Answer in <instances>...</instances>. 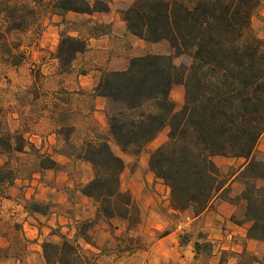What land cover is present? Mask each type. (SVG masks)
<instances>
[{"label": "trees", "instance_id": "trees-1", "mask_svg": "<svg viewBox=\"0 0 264 264\" xmlns=\"http://www.w3.org/2000/svg\"><path fill=\"white\" fill-rule=\"evenodd\" d=\"M263 5L264 0H135L118 10L128 34L148 44L167 42L169 52L134 57L125 69L102 72L93 94L108 100L107 134L76 144L73 127L58 130L63 143L54 152L91 166L93 177L80 192L96 205V221H119L128 232L140 223L135 197L122 189L126 161L111 141L125 156L137 159L169 128L167 140L150 153L148 167L170 190L172 209L199 216L217 201L228 202L240 212L232 222L247 226L248 239L264 242V157L256 154L264 135V39L253 25ZM43 10L61 17L55 58L67 73L87 49V41L72 34L76 29L70 28L73 22L67 15L107 13L111 8L109 0H0L6 33L37 25ZM176 86L183 87L179 109L172 97ZM2 128L0 121V154L34 157L29 178L60 168L24 133ZM218 157L243 164L225 172ZM21 175L20 165H11L10 159L0 165L1 197ZM234 181L242 184L236 195ZM56 205L35 198L22 203L28 214L47 218ZM92 226L80 225L77 238L96 247ZM59 237L42 243L45 264L96 263L98 255L64 234ZM195 253L197 260L213 253L202 233Z\"/></svg>", "mask_w": 264, "mask_h": 264}, {"label": "rangeland", "instance_id": "rangeland-1", "mask_svg": "<svg viewBox=\"0 0 264 264\" xmlns=\"http://www.w3.org/2000/svg\"><path fill=\"white\" fill-rule=\"evenodd\" d=\"M45 1L49 2L50 0ZM124 7L125 5L119 9ZM43 11L40 14V22L24 32L6 33L0 17V121L3 124L1 132L18 130L24 133L25 138L35 144L38 149L41 151L45 150L44 153L49 154V149L55 143V139L52 136L53 132L58 133V130L63 127H73L70 123H79L82 118L78 112V99L75 95L77 93L74 89L77 69L64 74L57 66L56 61L53 60L63 26H59L60 21H54L58 20V18H50L49 13ZM67 19L73 22L70 28L79 30L82 35L87 33V24L92 21L91 19H80L74 16H68ZM262 29L264 27H261ZM256 30L259 33V30ZM120 34V36L115 35L117 37L114 36V40H112L111 44H108L112 48L109 58L107 54H103L91 61L83 59L82 62H85L84 67L80 70L90 73L96 64L101 66V69H99L101 72L121 70L134 57L149 53L161 54L169 52L167 42L148 44L131 35ZM81 57L83 55H80ZM95 60H97V63L92 62ZM176 63L180 64L181 59H177ZM172 97L176 101L177 109L181 108L183 87L176 86L172 91ZM56 100L67 104L68 107L61 105L60 108H57L56 102L58 101ZM106 108L108 109V105ZM68 123L69 125H65ZM101 128L99 125L94 137L98 134L108 133V131ZM74 130L71 139L74 143L81 144L84 140L82 141V138L76 134L75 128ZM168 132L169 128H166L137 159L129 161V159L125 160L124 158L127 166L122 175L123 190L130 191L129 185L132 183V175L130 174L136 168H140L142 159L150 155L154 147L167 140ZM32 134L44 139L42 141H39V139L31 141ZM62 140L63 138L60 137L57 139V148L62 145ZM111 145L114 151L118 153V147L112 141ZM256 154L258 157H264V135L257 146ZM9 159L11 160V165H20L22 175L15 181L14 186L4 191L5 195L3 197L0 196V264H45L43 255L39 251L41 249L40 246L42 247V243L46 240L59 241V235L64 234L62 231L63 227L66 232L64 235L75 240L85 250L98 255L95 264H142L144 262V250L152 242L154 243L160 233L155 231L153 236L146 233V228L150 223L142 207V201L138 202L135 198L140 208V223L134 230L128 232L126 225L119 221L108 222L103 219L96 221L97 211L95 212L92 209L95 207L97 210L96 205L94 203L88 204L81 199L80 195L73 194L74 196L72 197H74L77 206L72 208V213L78 219L69 225H61L54 232V236H52L49 234L48 222H53L54 217L51 216L47 221L41 223L39 219L32 217L30 214L26 216L22 206L24 200L31 198L33 189H29L33 188L31 182L36 179L35 175L37 173L30 178L27 175L32 168L34 157L30 154H15L13 156L0 154V165ZM215 160L225 172H229L231 168H239L243 164L242 160L223 157H218ZM57 171H60V174L67 173L69 180L78 188H81L84 182L92 176L90 167L78 161L71 162L66 166L60 164V168ZM63 174L60 175L57 182L55 180L44 181L46 185L48 183L51 185L50 189L56 188L55 192L51 193L50 189L42 187L38 196L33 197V199L44 200L43 198H50L51 200H58L62 195L66 196V186L63 183L65 177ZM18 180L27 181L28 185L21 187L17 183ZM144 180H147V172H143L142 178H138L136 181L139 184L143 183ZM155 185L156 182L153 183L152 187L145 188L141 195L143 197H152L154 193L158 192L155 189ZM240 185L236 186L233 191L242 190ZM135 190H138L137 187ZM161 196L164 197V194L161 193ZM168 200L170 198L162 199V209L165 212L167 207H165L164 203ZM66 210V207L61 209L62 212H66ZM187 217L188 214L182 216L173 215L171 219L177 225L174 228H178L181 223L182 225L188 223ZM90 222H93L90 234L96 247H92L86 244L84 240L77 238L78 227L83 223ZM197 231V229L194 230L189 239H194ZM101 248L106 252V256L102 257L98 252ZM256 250L260 254L259 257L262 264H264V247H257ZM231 255L230 251L226 252L219 263L234 264ZM252 259L251 252H248L243 256L242 263L247 264ZM217 263L218 259L212 255L203 256L198 262H193V264Z\"/></svg>", "mask_w": 264, "mask_h": 264}, {"label": "crops", "instance_id": "crops-1", "mask_svg": "<svg viewBox=\"0 0 264 264\" xmlns=\"http://www.w3.org/2000/svg\"><path fill=\"white\" fill-rule=\"evenodd\" d=\"M89 1L93 3L95 0ZM134 1L135 0H109L111 10L107 13H95L94 15L69 13L67 15V17L74 16L80 19L92 20L87 24L88 30L86 34L82 35L79 30L72 32L73 35L79 36L87 41L86 51L80 54L83 55V57L80 58L79 55L71 69V71L77 69L75 75L76 85L74 89L77 93L75 95L78 99V112L80 113L82 121L79 123H70V125L76 129V134H78L82 138V141L86 138H93L98 131L99 125L102 127L101 129L108 131V122L106 118V107L108 105V100L104 97L95 96L93 94L94 88L96 87L102 74V72L99 71V69H101V66H99V64H96L93 66V71H90V73L82 72L80 69L84 67L85 63L82 62V60L85 59L87 61H91L96 57L102 56L103 54H107L109 58L112 48H110L111 46H109L108 44H111L112 40H114V36H120V33L124 35H130L126 30L125 23L122 21L121 16L118 13V9L123 5H130ZM50 18H58V20L54 21H60L61 19V17L57 15H54L52 17L50 16ZM253 24L254 27L259 30L260 37L264 38V29L261 30V27H264V5L260 10L259 15L254 17ZM55 52L53 60L56 61L57 66L60 68L59 62L55 58ZM92 62L97 63V60ZM128 64H126V67L128 66ZM126 67H124L123 69H125ZM56 101H58L56 102L57 108H60L61 105H66V107H68L67 104H63L59 100ZM65 125H69V123ZM52 136L55 139V143L54 146H51L48 153L52 155L54 160H56L63 166H66L71 162L74 163L76 160L70 159L64 155H60L54 152V150L57 148L56 141L59 137L58 134L54 132ZM38 139L39 141H42V139L44 138H39L38 135L32 134L31 141H37ZM162 143L163 141L159 145H161ZM159 145L154 147L152 151ZM42 152H45V150H42ZM117 154L125 158V160L129 159V161H132L133 159L129 156H125L119 149ZM148 158L149 155L143 158L140 164V168H136L130 174L132 175V183H130L129 185V190L134 194L137 201H142V207L148 216V222L150 223V225L147 226L146 233H149L152 236L155 235V231L160 233L159 236L155 239L154 243L152 242V244L144 250L143 255L145 257V260L142 264H193L194 261L198 262L195 253V243L199 240V236L201 233L205 235L207 241L212 243V256L218 259L217 264H220L219 262L223 254L228 251L234 254L232 256L234 264H244L242 263L244 252H251L252 256L258 258V261L252 259V261L247 264H262L259 257L260 254L256 249L257 247H264V242H258L248 239L247 226H239L232 222V216L236 214L238 215L239 213V209L235 205H232L228 202L217 201L213 203L204 213L199 216H195L192 210H188L184 213L174 211L170 205V200H168L166 203H164L165 207H167L166 213L162 209V199L170 198V190L161 181L157 180L152 172H150L148 167ZM86 165H88L91 169V166L89 164ZM59 172L60 171L57 170H48L42 174L37 173L35 175L36 179L31 182V186L33 188L29 189H33V191L31 192V198L37 197L39 192L42 190V187H46V189L49 190L51 188V185H49V183L46 185L44 181L55 180L57 182L60 175L63 174H60ZM143 172H147L146 181L148 182L144 180L143 183H139V185L136 180L138 178H142ZM63 175L65 177L63 179V183L66 186L65 191L67 192V195H62L61 198H58V200L43 198L44 200H51L53 203L57 204V207H55L52 215H50L48 218L40 215L32 216L36 219H39L41 223H44L51 216H53V222H48L49 234L52 236H54V232L61 225H69L70 223L78 219V217H74V214L72 213V208L77 206V203H75V199L72 196H74L75 194L80 195L81 199L84 202L88 204L93 203L89 198H87L80 192V188H78V186H75V184L71 180H69V177H67V173H64ZM92 177L93 171L92 176L88 180H86L84 184L91 180ZM154 182H156L155 189H157L158 192L154 193L152 197H143L141 195L142 191L147 187H152ZM17 183H19L21 187L23 185H28L27 181L22 180H18ZM239 185L240 184L236 181L232 182L233 189H235V187ZM240 186L242 189V185ZM136 187L138 190H135ZM55 189L56 188L50 189V192H55ZM240 191L241 190L233 191V194H239ZM161 193L164 194V197L161 196ZM62 207H66V212L61 211ZM92 209H94L93 211L96 212L95 207ZM24 213L26 216L29 215L26 211H24ZM185 214H188L187 219L189 220V222L184 223V225H182L181 223L179 224L178 228H174L177 225H175V222L172 221V216H182ZM196 229L198 231L194 239H189V237L194 233V230ZM64 230L65 229L63 227L62 231L64 234H66ZM184 237H188V241L186 243H182V239ZM40 248L41 249H39V251L42 253V247L40 246ZM98 252L102 257L106 256V252H104L102 248L99 249Z\"/></svg>", "mask_w": 264, "mask_h": 264}]
</instances>
